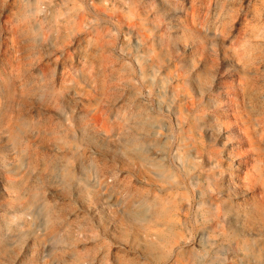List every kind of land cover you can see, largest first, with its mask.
Masks as SVG:
<instances>
[{"label": "bare ground", "instance_id": "obj_1", "mask_svg": "<svg viewBox=\"0 0 264 264\" xmlns=\"http://www.w3.org/2000/svg\"><path fill=\"white\" fill-rule=\"evenodd\" d=\"M109 1L111 7L105 0H92L83 7L80 0H56L46 11L19 10L15 21L7 26L13 42L26 50L36 41H47L55 48L38 61L25 56L0 59V133L7 136L0 143V264H264V234L255 228L244 227L242 231L236 226L243 224L247 213H251L253 200L258 208L264 203L260 199L264 197V186L260 185L258 191L251 190V185L259 184L264 175V148L255 140V136L264 139V116L247 114L246 118L242 117L243 126L238 125L257 149L258 158L253 156L257 158L254 169L250 165L245 168L243 160L229 154L219 159L217 147L209 148L200 142L209 123L207 113L196 106L189 91L193 81L186 76L188 64L170 56L171 41L178 39L166 28L169 10L165 2L172 0ZM205 4V0H190L181 8L186 29L193 31L195 23L204 25L193 31L200 40L197 49L205 54L211 43L209 37H216L222 41L224 55L232 56L234 68L237 65L239 70H250L249 49L253 46L248 40L264 41L263 31H255L261 28H254L250 22L234 32L227 19L209 24L208 12L202 13L205 10L201 9ZM103 14L115 17L116 27L103 21ZM258 19L255 15L257 24ZM116 38L120 49L129 51L133 78L125 58L113 52ZM130 38L135 42L132 47ZM248 72L236 78L239 89H235V99L229 102L236 103L247 95L252 98L254 91L262 88L258 83L254 86ZM84 75L88 76L84 85H72L79 83ZM135 80L146 87L147 94L155 95L154 106L166 111L172 123L160 119L147 126L146 131L143 129L145 132L140 136L153 140L144 141L130 134L121 139L126 154L117 156L121 163L114 183L106 175L93 179L95 173L92 181L84 176L91 161L90 156L79 152L74 142L73 113L55 109L59 117L56 119L40 107L25 106L37 94L55 105L65 96L89 98L95 101L91 106H96L93 108L96 123L107 124V131L119 137L131 116L120 109L113 113L104 107L109 81L134 85ZM140 101L144 104L137 102L134 106H150L145 98ZM248 105L251 107L252 103ZM238 107L247 110L245 106ZM24 130L35 138L30 141L32 149L22 145ZM42 140L51 142V151L45 152ZM94 148L108 155L115 150ZM45 153L49 155L47 161L43 160ZM94 157L106 161L103 156ZM126 159L134 165L131 169ZM29 165L34 166V170L31 166L34 172H27ZM226 170L233 171L232 179L237 175L233 191L226 189L221 181ZM67 176L74 189L69 197L62 189ZM49 177L56 185L48 182L45 188ZM77 190L93 194L96 200L111 207L110 218L103 222L94 215L91 218L95 223L89 221L88 216L99 210L91 208L89 203L86 205L77 196ZM192 212L197 217L196 226L189 221ZM233 214L236 220L232 223L229 217H234ZM254 218L255 215L251 216L252 222ZM3 225L8 234L1 231ZM229 227L233 229L232 235H228ZM227 236L231 237L224 243Z\"/></svg>", "mask_w": 264, "mask_h": 264}, {"label": "rangeland", "instance_id": "obj_2", "mask_svg": "<svg viewBox=\"0 0 264 264\" xmlns=\"http://www.w3.org/2000/svg\"><path fill=\"white\" fill-rule=\"evenodd\" d=\"M55 1L56 0H0V29H1L0 30V59L4 58V57H11V56L12 57H24L25 56V58H31V59H34L35 61H38L40 59H43L44 57H47L50 54L49 52H51L55 48V46L53 44H50L47 41H43V42L42 41H40V42L36 41V43L29 46L27 48V50H26V48L20 47L18 45V43L13 42V40L11 38V34L8 32L7 26H9L10 21L11 22L15 21V14L19 10H25L28 13H30V12L32 13L35 11H46L49 9L50 4L51 3L53 4V2H55ZM91 1L92 0H80V5L85 7V5H87ZM205 1H206V4L201 9L205 10L202 13L208 12V14L210 16V19L207 21V23L210 24L212 22H219L221 19H227L228 24L230 23L229 25L233 28L232 30L234 32H236L237 29H239L240 27H244L246 24L252 22L253 24H251V25L255 26L254 28H256V29L259 27L261 28L258 30H255V29L254 30L257 32L263 31L261 33H263V35H264V30H262V29H264V26H262L260 23V22H262V24L264 25V13H263L264 12V0H262V2H258V0H205ZM189 2H190V0H189ZM189 2H188V0H172V2H169V3H167V1L165 2L166 5L168 6L167 8L169 10L166 13V15H167L166 16V19H167L166 28H167L168 33H170L171 35L174 34L175 37L178 38L177 40L171 41L170 56L175 57L176 59H181L182 61H184L188 64V71L186 72L187 73L186 76L188 78L192 79V81H193V85L190 87L189 91L194 96V99L196 101V106H199L200 109L203 108L205 110V113H207V115H208V117H207V115H205V116H206V120L208 121L209 125L205 128V131L201 134L200 140L201 139L202 140L200 142H203L206 145V147H209V148L217 147V149H219V151L216 154H217L219 159L227 158V156H228L227 154H229L234 158L236 157V158H240L241 160H243L242 162H243L245 168H246V166L250 165L248 167L254 169L253 164L256 162V159L258 158L257 157L258 156L257 149L251 145L250 137L247 135V133L245 131H242L241 128H238L239 127L238 125L243 126L242 117L246 118L247 114H249L250 116H254V117L264 116V94H262V93H264V66H263V64H264V60H263L264 59V55H263L264 54V51H263L264 50V48H263L264 43L263 42L264 41L260 40V38H257V39L252 38V39H250V41L248 40L250 46H253L249 49V53H250L251 59H252V60H250L251 64H252V68H250V70H246V69H240L239 70L237 65L234 68L233 64L231 63L232 61L230 59V57H232V56L228 57V56L224 55L223 49H222V47H223L222 41L216 37H212V38L209 37V39L211 41L210 47L208 49H206L205 54H201V52H200L201 49L200 50L197 49L198 48L197 41H200L199 37L196 34H194L193 31L195 32L197 29H202L204 25L199 24V23H195L192 26L193 31L188 30L184 26V22H183L184 17L181 15L182 14L181 8L183 9V7L186 6L187 3L189 4ZM109 3H110L109 0H105V4L110 5L109 7H111V4H109ZM201 3H202V1H201ZM216 5L218 6V8H216ZM251 12H253V13H251ZM225 13H226V16H225ZM232 13L234 16L232 15ZM250 14H251V16H250ZM255 15H256V17L259 18L257 20V21H259L258 22L259 24L255 23V20H254ZM260 15L263 19H260L261 18ZM103 16H105V18H102L103 21H107L111 26L116 27L115 17L111 16L110 14H103ZM237 16H238V19L236 18ZM253 16H254V18H253ZM246 17H247V19H246ZM234 18L237 21L234 20ZM214 20H216V21H214ZM260 20H262V21H260ZM230 21L232 22V24L234 21H236L238 24L236 22L234 24H236L237 26L234 24L232 25ZM240 21H242V22H240ZM243 22H244V24H243ZM116 30H115V33L119 36V30H117V31ZM196 36H197V38H196ZM128 41H129L131 47L135 45V42L132 38H130ZM253 41H255L257 44L256 43L253 44L254 43ZM229 42H230V39L226 40L227 44ZM250 42H252V43H250ZM118 43H120V42L116 38L114 43L112 44L113 52L114 53L116 52V53L120 54V56H123L125 58V61L127 63V68H128V70L132 76L131 78H133L132 70L130 69V66L128 64L129 63V54H128L129 51L121 50L120 46H119L120 44H118ZM260 43H263V44L260 45ZM257 48L260 50H258ZM235 49L236 48L233 47V50H235ZM255 54H257V55H255ZM3 55H5V56H3ZM207 59H209L208 62L206 61ZM247 72L250 76H252V79L255 81V82H253L254 86L261 84L262 88H260L259 91L256 89L252 95V98H250L251 96L248 97V95H247L245 99L239 98V100L236 103L229 102V100L232 99L233 97L235 99V94H234L235 89L236 90L239 89L237 79H240L242 75L243 76L247 75L246 74ZM262 73H263V75H262ZM51 77H52V74H51L50 78ZM81 77H82V80L79 83H72V85H74V86H75V84L76 85H82V84L84 85V83H85L84 80L86 81V78L88 76L84 75ZM225 80H228V81H225ZM234 82H236V84ZM253 84H251V86H253ZM240 91H241V93L243 91V87H241V86H240ZM227 95H229V96H227ZM197 96H198V98H197ZM142 98H145V100L148 102V104L150 106H134L135 104H137V102H140L143 105L144 103H142L140 101ZM227 98H228V100H227ZM256 98H258V99H256ZM155 99H156L155 95L154 94H147L146 87L143 86L137 80L134 81V85H132L131 83H127V82L115 83L114 81H109V92H108L107 98L104 100V103L106 105L104 107L109 108L108 109L109 112L116 113L120 109L122 111H125L126 113L128 112L127 114L129 115V117L131 116L129 121L127 122V124L125 126V130H124L123 134L121 133L119 135L120 138L118 136L113 135V133L111 131H107V127H108L107 124L96 123L95 112L93 109L96 106H91L95 102L92 99H90V100H89V98L73 99V98H69L68 96H65V98H62V101L59 105H55V104L51 103L50 101H48L44 95L37 94V95L31 96L27 100L25 106L40 107L41 110H43L48 115H52V116L56 117V119H59V117L57 116L55 109H58V110L60 109V111H63V112L73 113L75 120L72 122L73 124L71 126L73 129L74 142L79 147L80 153H85L88 156H90L91 163H88V164H90V166H91L90 169L93 167L91 170L90 169L86 170L87 172L84 174V176L85 177L87 176L86 178H88L89 180L91 179L90 181H92L96 177H99V175L100 176L106 175V176H109L110 182L112 181L111 183H114L115 182L114 180L117 178V173H116L117 171L116 170H117V168H119V165L121 163V160L118 157L120 155L126 154L124 147L121 146V141H122L121 139L128 137L130 134V136H135V137L142 139L144 141L149 140V138H151L153 140V137L148 136L149 138L145 139V138H142L140 136L141 134H143L142 132L146 131L147 126H149L154 121H158L160 119H163L162 121L167 122L169 125H171V123H172V118L166 111L160 109V107H158V106H154L157 104ZM121 102H123V106H119V104ZM251 103H252V105L250 107V105H248V104H251ZM253 103H254V105H253ZM211 105H213V106H211ZM235 106H236V108H235ZM238 106H245L247 110L242 111L240 109V107H238ZM79 107L81 108V110ZM153 108H154V110H153ZM251 108L253 109L254 112L251 110ZM248 109H250V110H248ZM214 113H216V114H214ZM235 117H238V118L235 119ZM132 119H134V120H132ZM133 121H135V122H133ZM236 126H237V128H235ZM135 127H136V130H135ZM143 129L145 131H143ZM25 130H24V133L21 137L22 145L27 146L30 149H32V143L30 141H34L35 138L32 137V134L30 131L25 132ZM74 130H76V131L74 132ZM135 132H137V133H135ZM224 132H227L228 136L224 135ZM5 135H3V134L1 135V133H0V143H4V140L7 139V136H5ZM79 136H80V138H79ZM212 136H213V138H212ZM217 139H219V140H217ZM80 140H82V141H80ZM255 140L259 144H261V146L264 148V139H262L259 136H255ZM44 141L42 140L40 143L43 142L42 147H44L43 149H45V152L48 150L51 151V148H50L52 145L51 142H48L47 140L45 142ZM77 142H78V144H77ZM83 142H86L87 144L83 143ZM213 142H214V144H213ZM80 144H82V145H80ZM215 144H216V146H215ZM217 144H219V145H217ZM239 144H240V146H239ZM236 145H237V147H235ZM94 146H100L103 148H105V147L106 148H112L115 150L111 151L112 155L111 154L108 155V154H104L103 152L95 149ZM244 146H246V147H244ZM85 147H87V149H85ZM230 149L233 150L234 153ZM237 151L239 153H235ZM45 154H46L45 156L43 155V160L47 161L49 158V155L47 153H45ZM93 154H95V155H93ZM97 155L103 156L106 161L97 160L94 157ZM253 156H256L257 158H255V157L253 158ZM241 157H243V159ZM92 163H94L95 165ZM126 165L129 166L130 169L134 166L132 163H129V161L127 159H126ZM31 166H33V165H29L30 168H28V166H27V168H28L27 172H29V173L34 172L33 171L34 166L32 167L33 170H31ZM96 166H98V167H96ZM97 168L98 169L100 168L101 171L98 170ZM230 171H231V173H230ZM110 172H111V174H110ZM95 173H97L96 176H95ZM232 174H233L232 170L224 171V173L222 174L223 178L221 180L224 184V187L226 189H230L231 191L234 190L233 182L236 180L235 177L237 176V175H235L234 179H232L233 178ZM263 176H261V178L259 179L261 181L259 184L251 185V190L258 191L260 189V185L264 186V177ZM91 177L92 178L94 177V178L92 179ZM69 181L70 180H69L68 176H67V178L64 177V183H63L64 185H62L63 192L68 197L74 193V189H73L72 184L71 185L69 184V183H72V181H70V182ZM48 182L50 185H53V186L56 185V182L52 181L49 177V179H47L45 184H44L45 188H48V185H49ZM51 183H53V184H51ZM65 185H66V187H65ZM257 186H258V188H257ZM77 191H78L77 196H79V198L83 199V201L86 203V205L90 204L89 206L91 208H94L96 211L99 210V211H97L98 212L97 214L95 213V214L88 216L89 221L92 222V220H93L92 223H95L94 219H92V218H94V215L96 217L100 216L103 222L107 221V218H110V215L113 212V209L111 207L104 205L105 203L101 200H96V198L93 196V194H90V193L86 194V192L81 191V190H77ZM75 193H76V191H75ZM81 195L83 197H81ZM84 199H86V200H84ZM260 199L262 202H264V200H262V199H264V197L260 198ZM98 201H100V202H98ZM90 202H92V203H90ZM252 202L254 203V200ZM253 203H252V205H253V208L255 210L252 208L251 213H247V217L249 216L248 218H250V219H247V217H245L243 219L244 223L241 225H239V223H237L236 226L239 229H241L242 231L244 229L247 230L250 228H255L254 230L261 231L264 234V212H263L264 208H260V207H264V203L262 205H260L259 208L257 205H254L255 203L254 204ZM94 205H96V206H94ZM244 205H246V204H244ZM73 206H74L73 208H76L75 204H73ZM105 206H106V208H105ZM231 207H233L232 204H231ZM101 210L103 211V213ZM105 211H107V212L105 213ZM84 212H87V211H84ZM257 212H259V213L257 214ZM254 215L256 216V218L258 220L256 218H254L255 220L253 219L254 221L252 222L251 216H254ZM233 216L234 217H229V219L232 221V223H233V221L236 220V215L233 214ZM260 216H261V218H259ZM14 218L15 217H12V219H14ZM196 218L197 217H196L195 213L192 212L189 214V221L191 224H195V226L197 224ZM231 218H233V219H231ZM2 229L3 230H1V231L4 234L9 233V231L5 225H3ZM231 232L233 233V229H231L229 227L228 235H232ZM230 237L231 236H227L223 242L224 243L228 242Z\"/></svg>", "mask_w": 264, "mask_h": 264}]
</instances>
